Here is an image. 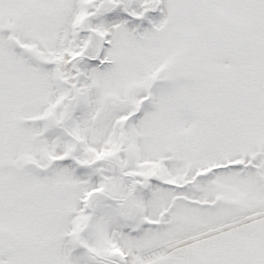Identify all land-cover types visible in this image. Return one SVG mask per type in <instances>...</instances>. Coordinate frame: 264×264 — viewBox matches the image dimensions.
<instances>
[{
	"label": "snow or ice",
	"instance_id": "obj_1",
	"mask_svg": "<svg viewBox=\"0 0 264 264\" xmlns=\"http://www.w3.org/2000/svg\"><path fill=\"white\" fill-rule=\"evenodd\" d=\"M0 264H264V0H0Z\"/></svg>",
	"mask_w": 264,
	"mask_h": 264
}]
</instances>
